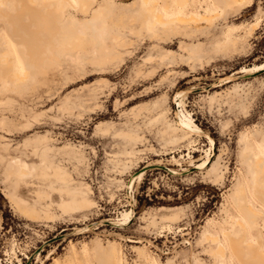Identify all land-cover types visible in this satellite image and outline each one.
<instances>
[{"label": "rangeland", "instance_id": "374dc122", "mask_svg": "<svg viewBox=\"0 0 264 264\" xmlns=\"http://www.w3.org/2000/svg\"><path fill=\"white\" fill-rule=\"evenodd\" d=\"M34 1L59 34L40 35L51 45L22 57L0 45V69L15 72L0 81V264H106L98 253L110 247L115 264H236L235 243L245 256L258 253L248 242L264 249L252 162L264 157V71L239 73L264 63V0L233 10L215 0L176 10L168 0L166 11L149 0L165 17H199L207 4L217 12L169 28L142 0ZM17 12L0 9V39ZM63 35L80 41L60 47ZM185 119L196 126L187 136ZM21 167L29 173L19 177ZM240 192L259 215L247 233L236 223ZM73 198L86 207L58 208Z\"/></svg>", "mask_w": 264, "mask_h": 264}, {"label": "bare ground", "instance_id": "6f19581e", "mask_svg": "<svg viewBox=\"0 0 264 264\" xmlns=\"http://www.w3.org/2000/svg\"><path fill=\"white\" fill-rule=\"evenodd\" d=\"M44 1V0H43ZM42 1V2H43ZM46 1V0H45ZM48 1V0H47ZM50 1V0H49ZM75 1H78V0H75ZM74 1V2H75ZM81 1V0H80ZM216 1V3H219L220 1H222L223 2V4H224V7L226 8V7H228V8H231L232 10L233 9H235V8H238V7H241L242 5H245V3H248V4H250L251 2H250V0H229L228 2L227 1H225V0H215ZM224 1L226 2V3H224ZM27 2L30 4V5H35V1L34 0H27ZM142 2H143V4H145L146 5V11L150 14V15H152V17H153V22L154 23H159V24H161V25H163V26H165V27H168L169 28V26L171 25V24H173L174 23V25L175 24H181V25H183L182 23H187V24H192V23H197V22H201V21H210V19H211V16H212V14L210 13V12H213L212 11V9H211V6L210 5H206L207 6V8H206V11H205V13H204V15H201V16H199V17H197V16H194V15H188L187 17L186 16H182L181 14H173V15H171V16H169V17H165L164 16V14L161 12V11H159V10H157V9H155V5H150V3H149V0H142ZM174 2H175V9L176 10H181V9H183V8H185V6L189 3L190 4V0H174ZM44 3V2H43ZM154 3H155V1H154ZM82 4V3H81ZM7 6V1L6 0H0V9L1 8H3V7H6ZM82 7V6H81ZM82 8H84L85 9V6L84 7H82ZM161 8L163 9V10H168L169 9V3H168V0H161ZM83 9V10H84ZM51 13V12H50ZM213 14L214 15H216L217 14V12H213ZM3 15V14H2ZM5 16V15H4ZM3 16V17H4ZM35 17V16H34ZM55 19V18H54ZM47 20H49V19H47V18H44L43 16H39V18H38V27H40L39 28V31L40 32H43V34H45V35H47V36H49V37H55V35L59 32L57 29L55 30V28L57 27L56 26V24H55V22L53 21V20H50L51 21V24L53 25V27H54V30H51L50 28L52 27V25H51V27H49V24H48V22H47ZM14 20L12 19V22H13ZM35 21H36V19H35ZM49 21V22H50ZM11 22V21H10ZM14 23V22H13ZM13 23H12V25H13ZM209 23V22H208ZM11 25V24H10ZM11 25V26H12ZM195 25V24H194ZM194 25H192L193 27H194ZM197 26V25H196ZM259 27V24L258 23H256V24H254L250 29H249V31H252L253 29H257ZM66 29V28H65ZM147 29L148 30H152L153 29V25H152V23H150V22H148L147 23ZM81 32V31H80ZM63 34H64V32H62ZM59 34V33H58ZM82 34V33H81ZM0 37H2V35H0ZM5 37H6V40H2V39H0V45H1V47H5V46H2V45H11L10 47H11V49L13 50V52H14V55H16V57H19V56H21L22 57V55L20 54V53H22V54H24V52H25V48H31L32 47V45H23V47H24V49H23V52L21 51V52H19L20 50H18V47H17V45H15V42L11 39V37H9L8 35H6L5 34ZM79 38H82L81 37V35H80V37ZM83 40V39H82ZM38 41V42H37ZM78 41H80V39H78L77 37H75V36H66V35H63V39H62V41L58 44V45H60V47H63V46H61V45H67L69 48H72V45H74V47L73 48H75V46H77V45H75ZM36 43H37V45H51V43H48V41L46 42H43V41H40L39 39L37 40L36 39ZM79 43V42H78ZM83 43V42H82ZM81 44V43H80ZM66 46V47H67ZM80 46V45H79ZM0 47V48H1ZM59 47V48H60ZM72 48V49H73ZM77 48V47H76ZM61 49H63V48H61ZM65 49V48H64ZM68 49V48H67ZM12 50H10L9 52H11ZM70 50V49H69ZM3 51V49L1 48L0 49V52H2ZM2 54V53H1ZM3 54H7V53H3ZM2 54V55H3ZM9 54V53H8ZM7 54V55H8ZM22 59V58H21ZM24 59H25V57H24ZM2 60H3V58H2ZM15 60V59H14ZM6 61V60H5ZM0 62H1V59H0ZM24 62V67H23V76H25V77H28L29 76V74H30V70H32L33 68H32V65H30L29 63H27L26 62V60H24L23 61ZM2 63V62H1ZM4 63V62H3ZM15 63V62H14ZM47 63V62H46ZM6 64V63H5ZM48 64H49V62H48ZM260 71H264V63L263 64H260V65H257V66H254V67H251V68H244V69H242V70H240L239 71V73L240 74H242V75H248V76H251V75H253V74H255V73H257V72H260ZM13 73H15L14 71L12 72V73H10L9 75H11V74H13ZM17 74V73H16ZM21 74V73H20ZM20 74H17V75H20ZM8 75V76H9ZM7 76V77H8ZM234 76V75H233ZM7 77L5 76V73L3 72V70L2 69H0V81H8V79H7ZM10 77H13V76H10ZM22 78H24V77H22ZM16 79V78H15ZM18 79H19V77H18ZM17 79V80H18ZM19 82V81H18ZM17 82V83H18ZM23 82V81H22ZM180 126L182 127V129H184V136H187V135H189V132H193L194 130H192V128L194 129V127H196V126H194L193 124H192V121L190 120V119H185V120H181L180 121ZM196 131V130H195ZM259 157V156H258ZM261 158H256L254 161H252L253 162V165H254V168L256 169V190L259 192V194L263 197V199H264V157H263V159H262V156H260ZM45 161V158H43V160H42V162H44ZM205 165H203V164H201V166H196V169H201V168H203ZM149 168H151V169H161V167H159V165L158 166H150ZM51 169V171H52V177H54L57 181H60V182H63V183H65L66 182V180H67V178H66V175L65 174H63L62 173V171L60 170V169H58V168H50ZM148 169V168H147ZM171 173H175V171H170ZM29 172H27L23 167H21L20 169H19V171H18V176L19 177H22V176H24V175H27ZM44 175H46V173H43ZM140 177H141V175H139L136 179H140ZM15 185H17V184H15ZM67 194H68V191L66 192ZM242 192H240L239 194H238V198H240V200L243 202V206L245 207L244 209V211L242 212L241 211V208H240V206L237 204V207L239 208V210H240V212L242 213V218L241 219H239V220H236V223H238L239 224V226H240V230H243L244 232H246V231H248V229H249V225H252L254 222H256V219L258 218V212L248 203L247 204V202L245 201V199H242ZM44 198H48V196L46 195V194H41V193H37V201H39V200H44ZM11 201V200H10ZM13 203V202H12ZM19 204V203H18ZM72 206L73 207H75L76 209H83V208H85L86 207V203H85V200L84 199H81L80 201H78L76 198H73L72 199V202H62L60 205H58V208L62 211V212H67L68 210H70L71 208H72ZM25 207V206H24ZM49 207H51V205L50 206H47V208L49 209ZM21 210H25V211H27V212H29V210L30 209H27V208H22ZM23 211H21V212H23ZM31 211H32V214H33V212H34V214L36 213V210H32L31 209ZM23 214V213H22ZM25 214V213H24ZM260 214V213H259ZM29 216V215H28ZM35 216L36 217H38L37 216V214H35ZM34 216V217H35ZM43 217H44V219L46 220L47 218H50V216H49V214L48 213H44V215H42ZM30 217V216H29ZM32 217V216H31ZM129 214H125L124 216H123V222H120L118 225H120V226H123V225H126V223L127 222H125L127 219L129 220ZM32 219H33V217H32ZM36 220V219H35ZM37 220H40L39 218L37 219ZM120 220H118V222H119ZM115 223H117V222H115ZM237 226V225H236ZM238 226V227H239ZM237 227V228H238ZM255 231V230H254ZM247 233V232H246ZM226 234H227V232H226ZM254 234V233H253ZM224 235V234H223ZM226 236V235H225ZM228 236V235H227ZM206 237V239H209V240H211V241H213V242H215V241H217L218 242V238L217 237H214V236H208V235H206L205 236ZM228 238V237H227ZM217 242H215V243H217ZM227 244V243H226ZM235 245L236 246H233V250H232V254L230 255L231 257L230 258H232L233 260H235L236 261V264H263V262H264V256H263V254H264V249H263V244H261V242L259 241L258 243H247L246 244V246L244 247V249H246V248H250L251 246H256L257 245V247H258V253H256V254H253V256H252V254H251V256L252 257H250L249 256V252L247 251V254H246V256L244 255V253L241 251V247H239L238 248V246H240L238 243H235ZM242 245H245V244H242ZM100 249V248H99ZM109 250H102L100 253H98L99 254V256H100V254H101V260L103 259L104 261H106V264H115V250L112 248V247H110V248H108ZM217 249H218V252L221 254V255H223L224 254V252H225V250H224V247L222 246V245H220L219 244V246L217 247ZM224 251V252H223ZM230 252V251H229ZM236 256H238V257H236ZM246 257V258H243V257ZM103 257V258H102ZM100 258V257H99ZM242 258L244 259V260H242ZM251 258V259H250ZM249 259V260H248ZM102 260V261H103ZM235 263V262H234Z\"/></svg>", "mask_w": 264, "mask_h": 264}, {"label": "crops", "instance_id": "0c3cea01", "mask_svg": "<svg viewBox=\"0 0 264 264\" xmlns=\"http://www.w3.org/2000/svg\"><path fill=\"white\" fill-rule=\"evenodd\" d=\"M6 1L7 4H15L18 12L17 15H12L8 20L11 25L14 22L13 25L11 26L7 24L3 32L11 37L15 42V45H37L36 39H40V35L43 34V32L39 31L40 27H38V18L40 16L38 11L33 9L27 0ZM1 14L2 13H0V19L3 18V15ZM12 19L14 20L13 22Z\"/></svg>", "mask_w": 264, "mask_h": 264}, {"label": "water", "instance_id": "95a60500", "mask_svg": "<svg viewBox=\"0 0 264 264\" xmlns=\"http://www.w3.org/2000/svg\"><path fill=\"white\" fill-rule=\"evenodd\" d=\"M260 73H263V71L258 72L257 75L260 74ZM237 78H242V77L240 76V77H237ZM97 224H99V223H97ZM81 230L82 229L77 230V233H79V231H81Z\"/></svg>", "mask_w": 264, "mask_h": 264}]
</instances>
